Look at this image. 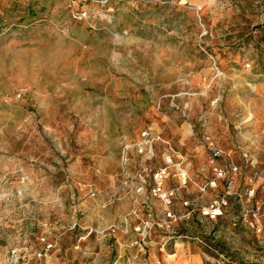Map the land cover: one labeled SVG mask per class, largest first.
I'll return each instance as SVG.
<instances>
[{"label":"rangeland","instance_id":"1","mask_svg":"<svg viewBox=\"0 0 264 264\" xmlns=\"http://www.w3.org/2000/svg\"><path fill=\"white\" fill-rule=\"evenodd\" d=\"M263 180L264 0H0V264H264Z\"/></svg>","mask_w":264,"mask_h":264},{"label":"built area","instance_id":"2","mask_svg":"<svg viewBox=\"0 0 264 264\" xmlns=\"http://www.w3.org/2000/svg\"><path fill=\"white\" fill-rule=\"evenodd\" d=\"M23 1H25V0H23ZM219 174L222 175L220 172H219ZM162 178H163V173L161 171L160 172H157L155 174V179L158 181V183L161 181ZM263 186H264V180H263ZM156 192H157L158 195H160L162 201L165 204H170V199H169L168 194H166L165 192H163L160 187H157ZM251 193H253V192H251ZM216 211H220V209L212 208L210 210L211 214L212 213L214 214ZM251 214H252L253 217L257 218V220L259 222L260 217L262 215H264V209L261 211L260 208H256V210H251ZM214 215L217 216L218 214H214ZM256 230H257V232H261V227H260L259 224L257 225ZM41 241L44 242L43 243L44 247H43V250L42 251L46 252V251H48L52 247V245H50L47 242H45V240L43 238H42ZM42 255L43 254L41 252L37 253V257L38 258H40ZM24 264H26V263H24Z\"/></svg>","mask_w":264,"mask_h":264},{"label":"crops","instance_id":"3","mask_svg":"<svg viewBox=\"0 0 264 264\" xmlns=\"http://www.w3.org/2000/svg\"><path fill=\"white\" fill-rule=\"evenodd\" d=\"M185 249L183 248V252L177 251L172 255H168L164 260V264H199L200 254L197 252L198 248L194 246L191 248V245L188 244Z\"/></svg>","mask_w":264,"mask_h":264}]
</instances>
